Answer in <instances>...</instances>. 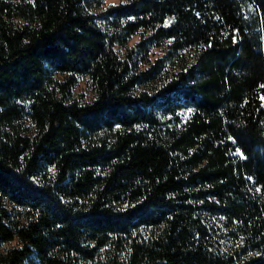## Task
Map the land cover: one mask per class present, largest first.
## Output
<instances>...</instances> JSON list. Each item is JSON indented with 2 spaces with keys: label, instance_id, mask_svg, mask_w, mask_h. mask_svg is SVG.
<instances>
[{
  "label": "trees",
  "instance_id": "16d2710c",
  "mask_svg": "<svg viewBox=\"0 0 264 264\" xmlns=\"http://www.w3.org/2000/svg\"><path fill=\"white\" fill-rule=\"evenodd\" d=\"M0 264H264V0H0Z\"/></svg>",
  "mask_w": 264,
  "mask_h": 264
},
{
  "label": "rangeland",
  "instance_id": "374dc122",
  "mask_svg": "<svg viewBox=\"0 0 264 264\" xmlns=\"http://www.w3.org/2000/svg\"><path fill=\"white\" fill-rule=\"evenodd\" d=\"M114 1H116V0H114ZM134 39L132 40V42L134 41ZM77 90L78 91H84L90 95V91H89V89H87V86L84 82H80L79 86L77 87Z\"/></svg>",
  "mask_w": 264,
  "mask_h": 264
}]
</instances>
